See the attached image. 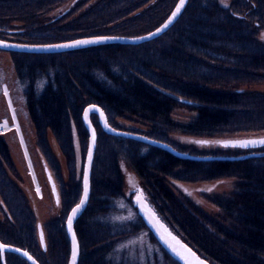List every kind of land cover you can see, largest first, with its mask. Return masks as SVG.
I'll return each instance as SVG.
<instances>
[{
	"label": "trees",
	"instance_id": "1",
	"mask_svg": "<svg viewBox=\"0 0 264 264\" xmlns=\"http://www.w3.org/2000/svg\"><path fill=\"white\" fill-rule=\"evenodd\" d=\"M66 1L0 0V39L39 45L140 36L160 26L179 0H99L78 15V9L65 16L50 14ZM263 29L264 0H231L228 5L221 0H189L178 21L147 42L107 43L56 53L10 52L25 89L38 147L59 179L62 210L44 224L45 253L39 247L29 199L9 174L12 159L0 134V197L6 208L0 218V241L28 251L40 264L69 263L66 220L83 191L89 133L82 116L88 105L101 106L114 128L143 134L181 152L245 154L187 148L172 141L171 134L212 138L264 130V93L229 88L264 80V41L259 38ZM180 107L197 112V117L188 123L173 121L172 112ZM125 117L148 129L119 126L116 119ZM91 119L97 147L89 203L75 223L78 264H180L161 246L133 198L124 192L121 161L141 179L161 220L201 257L211 264H264V156L184 159L139 140L108 134L97 115ZM49 133L69 165L68 181L61 175ZM261 148L256 151L264 152ZM227 178L236 180L233 192L210 198L220 210L216 217L188 197L177 196L168 184L169 180L196 183ZM123 200L133 206L135 218L122 225L110 223L109 217L123 214L118 208ZM145 232L148 245L142 249L133 240ZM0 264L30 263L18 254L0 252Z\"/></svg>",
	"mask_w": 264,
	"mask_h": 264
},
{
	"label": "rangeland",
	"instance_id": "2",
	"mask_svg": "<svg viewBox=\"0 0 264 264\" xmlns=\"http://www.w3.org/2000/svg\"><path fill=\"white\" fill-rule=\"evenodd\" d=\"M98 1L99 0H68L55 8L50 14L57 17L65 16L72 10L78 9L76 14L78 15L83 11H86L90 6L96 4ZM221 1L228 5L231 0ZM259 38L264 41V29L260 31ZM229 88L232 91L264 93V80L239 85L237 87L230 86ZM24 91V86H22L17 79L12 55L8 51L0 50V134L8 144L9 153L12 159L13 170L8 168L9 174L19 184L28 197L31 209L36 216L38 229L39 223L44 227V224L47 221L59 217L62 205L60 198L56 200L52 186L49 182L47 175V169H49V166L47 165L41 149L38 147L37 135L34 124L31 121L27 110ZM196 117L197 112L184 107L175 109L171 115L172 120L179 123H188ZM116 123L128 130L146 131L148 129L147 126L141 124L135 118L130 117L117 118ZM250 137H264V130L258 132L238 133L230 136H216L212 138L196 137L177 131L171 134V140L176 144L204 152L217 151L227 154L231 152L233 153L234 151L246 153L249 151L263 150V148L245 149L242 147H228L221 143V141L226 139ZM22 138L24 141H22ZM48 140L53 154L60 163L61 175L65 181H68L69 165L67 160L52 133H49ZM78 148L79 147L77 146V149ZM77 158L80 167L82 162L79 149ZM121 162L125 180L124 192L131 196L134 201H141L150 204L148 190L142 183L141 179L126 162ZM50 173L54 178L57 189L59 190L58 176L56 177L51 171ZM235 182V179L227 178L196 183L169 180L168 184L177 196L188 197L204 212L216 217L220 213V210L211 202L210 198L215 195L231 194L234 190ZM118 208L121 209L123 213L121 216H117L121 221L119 222L117 217L111 216L108 219V221L111 220L110 223H120V225H122L123 222L135 218L136 212L133 206L126 200L119 203ZM5 209V205L0 197V218H3V210ZM146 238L147 233L145 232L133 241H135L137 246H140V248L143 249V246L148 245ZM38 240L41 250L47 253L48 242L45 236V247L42 246L39 237V229ZM134 249L135 248H133V250Z\"/></svg>",
	"mask_w": 264,
	"mask_h": 264
},
{
	"label": "water",
	"instance_id": "3",
	"mask_svg": "<svg viewBox=\"0 0 264 264\" xmlns=\"http://www.w3.org/2000/svg\"><path fill=\"white\" fill-rule=\"evenodd\" d=\"M189 0H179L169 15V17L156 29L150 33L135 36V37H117V36H100V37H87L66 41L54 44H24L13 41L0 39V50L8 52H24V53H56L68 50H74L86 46H93L107 43H120V44H140L153 40L166 33L180 18L187 2ZM97 115L101 128L108 134L114 136H121L145 142L147 144L164 149L171 154L190 160H243L251 157L264 156V152L254 151L247 152L238 156H196L189 153L181 152L175 149L172 145L152 139L148 136L139 133H133L125 130L114 128L108 121L104 109L96 104L88 105L83 112V123L89 133V141L87 154L85 158L83 170V191L81 199L70 211L66 220V231L71 244V254L68 264H78L80 258V243L75 230V223L85 211L91 193V172L94 162V157L97 147V130L93 125L91 116ZM24 141V140H22ZM222 145L228 147H242L245 149H258L264 147V137H250V138H231L221 141ZM49 182L56 200L59 199L57 187L53 176L49 169H47ZM138 213L145 225L150 229L155 238L161 246L168 252V254L178 261L180 264H211L209 261L197 254L182 238L177 236L172 230L161 220L159 215L149 203L135 201ZM39 237L42 246L45 247V235L42 225L38 224ZM0 252H11L18 254L25 258L30 264H40L28 251L16 246L7 245L0 241Z\"/></svg>",
	"mask_w": 264,
	"mask_h": 264
},
{
	"label": "flooded vegetation",
	"instance_id": "4",
	"mask_svg": "<svg viewBox=\"0 0 264 264\" xmlns=\"http://www.w3.org/2000/svg\"><path fill=\"white\" fill-rule=\"evenodd\" d=\"M22 140H23V138H22ZM56 184V183H55ZM57 187V186H56ZM57 191H58V189H57ZM59 195V194H58Z\"/></svg>",
	"mask_w": 264,
	"mask_h": 264
},
{
	"label": "bare ground",
	"instance_id": "5",
	"mask_svg": "<svg viewBox=\"0 0 264 264\" xmlns=\"http://www.w3.org/2000/svg\"><path fill=\"white\" fill-rule=\"evenodd\" d=\"M89 203V202H88Z\"/></svg>",
	"mask_w": 264,
	"mask_h": 264
}]
</instances>
